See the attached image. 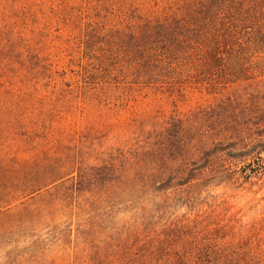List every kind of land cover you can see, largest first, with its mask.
Returning <instances> with one entry per match:
<instances>
[{"label": "trees", "instance_id": "1", "mask_svg": "<svg viewBox=\"0 0 264 264\" xmlns=\"http://www.w3.org/2000/svg\"><path fill=\"white\" fill-rule=\"evenodd\" d=\"M263 178L264 0H0V264H264Z\"/></svg>", "mask_w": 264, "mask_h": 264}, {"label": "rangeland", "instance_id": "2", "mask_svg": "<svg viewBox=\"0 0 264 264\" xmlns=\"http://www.w3.org/2000/svg\"><path fill=\"white\" fill-rule=\"evenodd\" d=\"M218 192H226L233 196L232 200L239 202L240 206H248L250 203L255 204L257 208L264 206V178L254 183H245L242 187L235 189L222 186L218 188Z\"/></svg>", "mask_w": 264, "mask_h": 264}]
</instances>
